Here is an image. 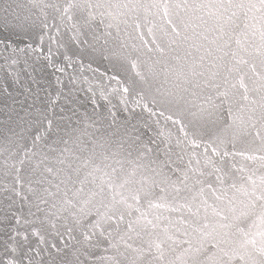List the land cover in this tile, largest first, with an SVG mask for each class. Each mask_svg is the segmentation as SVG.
<instances>
[{
    "label": "snow or ice",
    "instance_id": "6c2138e0",
    "mask_svg": "<svg viewBox=\"0 0 264 264\" xmlns=\"http://www.w3.org/2000/svg\"><path fill=\"white\" fill-rule=\"evenodd\" d=\"M0 264H264V0H0Z\"/></svg>",
    "mask_w": 264,
    "mask_h": 264
}]
</instances>
